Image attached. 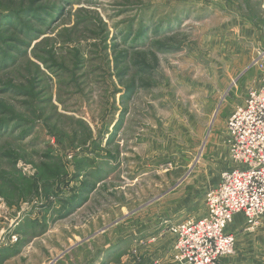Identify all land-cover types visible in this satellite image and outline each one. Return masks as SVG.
<instances>
[{
	"label": "rangeland",
	"instance_id": "rangeland-1",
	"mask_svg": "<svg viewBox=\"0 0 264 264\" xmlns=\"http://www.w3.org/2000/svg\"><path fill=\"white\" fill-rule=\"evenodd\" d=\"M263 74L264 0H0V264H163Z\"/></svg>",
	"mask_w": 264,
	"mask_h": 264
},
{
	"label": "built area",
	"instance_id": "built-area-1",
	"mask_svg": "<svg viewBox=\"0 0 264 264\" xmlns=\"http://www.w3.org/2000/svg\"><path fill=\"white\" fill-rule=\"evenodd\" d=\"M227 121L231 169L205 194L206 214L164 225L174 239L175 264H219L236 251V236L228 228L237 215L249 227L264 218V87L250 89Z\"/></svg>",
	"mask_w": 264,
	"mask_h": 264
},
{
	"label": "crops",
	"instance_id": "crops-1",
	"mask_svg": "<svg viewBox=\"0 0 264 264\" xmlns=\"http://www.w3.org/2000/svg\"><path fill=\"white\" fill-rule=\"evenodd\" d=\"M240 102H243V99H242V101H240ZM240 105V103H238L236 106H234L233 108H232V110L230 111V114L232 113V111L237 107V106H239ZM229 114V115H230ZM228 115V116H229ZM227 119H228V117H227ZM225 141H226V139H225ZM226 155H225V158H224V160L225 161H227V163L226 164H224L222 167H219L218 165V167L217 168H215L214 169V173H212L211 175L212 176H216V177H218V174H219V172H221V174L223 173V172H225L227 169V167H228V169H230V167H231V163H230V160H229V156H230V154L227 152V149H226ZM213 161L212 162H210V164L211 165H213V163H216V156L214 157V158H211ZM229 162V163H228ZM206 174H208V173H206ZM221 174H219V177H218V179L220 180V176H221ZM202 176L204 177H206L207 175H204V174H202ZM81 180V179H80ZM99 183H102V180L101 181H99V182H97V185H99ZM206 214V213H205ZM243 221H245V217L244 216H241V215H237V217H236V219H235V221L233 222V224H231L230 226H229V232H232V233H234L235 234V236H236V233L239 231V230H241L242 229V222ZM162 230V229H161ZM163 230H164V227H163ZM162 230V232H160V235L162 234V236H164L165 234H168V233H166L165 231H163ZM263 232V231H262ZM262 232H260V233H262ZM264 233V232H263ZM168 235H170V234H168ZM142 240V239H141ZM140 240V241H141ZM144 242V241H143ZM135 243L137 244V246H138V241H135ZM140 243V242H139ZM152 243V242H151ZM172 255H170V261L168 262L167 260L169 259L167 256L165 257V258H163V259H161V261L163 262V264H175V262H174V260H173V256L171 257ZM157 264H160V261L157 263Z\"/></svg>",
	"mask_w": 264,
	"mask_h": 264
},
{
	"label": "trees",
	"instance_id": "trees-1",
	"mask_svg": "<svg viewBox=\"0 0 264 264\" xmlns=\"http://www.w3.org/2000/svg\"><path fill=\"white\" fill-rule=\"evenodd\" d=\"M86 187H87V186H86ZM86 187H85L84 189H86ZM87 189H89V190H93L92 186H88ZM83 192H84V191H83Z\"/></svg>",
	"mask_w": 264,
	"mask_h": 264
}]
</instances>
